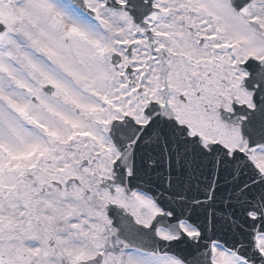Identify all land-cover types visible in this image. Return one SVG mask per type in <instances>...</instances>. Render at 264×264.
<instances>
[{
    "label": "snow or ice",
    "instance_id": "snow-or-ice-1",
    "mask_svg": "<svg viewBox=\"0 0 264 264\" xmlns=\"http://www.w3.org/2000/svg\"><path fill=\"white\" fill-rule=\"evenodd\" d=\"M0 264H264V0H0Z\"/></svg>",
    "mask_w": 264,
    "mask_h": 264
}]
</instances>
